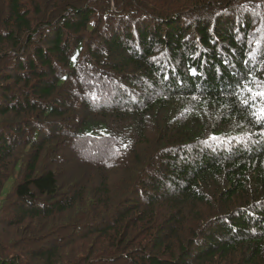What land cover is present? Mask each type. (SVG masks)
I'll list each match as a JSON object with an SVG mask.
<instances>
[{
	"label": "trees",
	"instance_id": "obj_1",
	"mask_svg": "<svg viewBox=\"0 0 264 264\" xmlns=\"http://www.w3.org/2000/svg\"><path fill=\"white\" fill-rule=\"evenodd\" d=\"M24 2L0 35V264H264L261 103H241L264 0H59L47 23ZM102 58L100 98L80 60ZM64 137L93 141L89 183L40 164Z\"/></svg>",
	"mask_w": 264,
	"mask_h": 264
},
{
	"label": "rangeland",
	"instance_id": "obj_2",
	"mask_svg": "<svg viewBox=\"0 0 264 264\" xmlns=\"http://www.w3.org/2000/svg\"><path fill=\"white\" fill-rule=\"evenodd\" d=\"M5 1L6 0H0V35H5L4 32L6 31V27L8 23L7 20L6 21L4 20V18H6V16L8 15V11L5 7ZM58 1L59 0H47V1L46 0H26V3L24 2L23 5L25 6V9L28 10V12L32 11L34 13L36 22L47 23L53 20L55 12H51V10L56 9ZM113 5L114 4H112V6ZM35 7L37 8L35 9ZM27 15L29 16V14ZM24 40L21 39L20 41L23 43L26 41ZM2 47L6 49V43H5V47L3 46V44H2ZM30 47H35V45L29 44V48ZM29 52L34 53L31 50ZM6 57L8 56L6 55L5 58ZM30 58H32V56ZM80 62H81L82 68L85 71L89 70V73L93 75L92 82L89 81V83L91 85H95V86H92V88L96 91L98 95H100V98H101L105 93L108 92V89L106 87L107 78L109 79L112 78V75L108 73L109 62L104 58H102V60H100V62L98 63L97 61H95V64L97 66H95L94 69H90V67L86 65L84 60H80ZM15 63H16L15 59H10L8 61L0 62V72H2L3 68H6V69L9 68L10 65L11 67H13ZM38 63L40 62H37V64ZM5 64H8V65H5ZM120 85L122 84L120 83ZM62 89L65 90L66 88H62ZM131 90L133 89H130L129 91ZM88 114L90 116L93 115L92 112ZM79 124H83V122L80 119H75L74 121L69 123L68 127L73 128L74 126L79 125ZM60 142H62L63 144ZM57 143L58 144H55L53 146V149H52L53 155L47 154L43 163H40L43 165V168L50 169L51 171H56L57 173H59V176H57L59 180V185H61L64 188L69 183H70L69 186L73 187L76 184L82 182L83 180H86L85 182L86 184L89 183L92 180L91 178L92 171L87 170V168L92 167L94 164H96L97 160L90 161L92 159L90 158L91 157L90 155L93 151V148L91 150L89 149L83 150V145H93V141H89V140L81 141V140H78L77 138L72 139L70 137H67V138L64 137L63 139H60L59 141H57ZM112 147L116 148L115 145ZM83 151H91V152L90 153L86 152L84 154ZM97 155L103 158V160L101 161H104V159L107 156L106 153L104 154L100 152H98ZM83 164H86V165H83ZM20 167L21 169H20L18 176L17 174L13 176V179H17V182H20L23 179V176L25 173L23 170V167H24L23 162H21ZM92 241L94 242V240ZM44 245H45L44 242H39L34 248H38ZM24 247L26 246H23V249ZM29 247L30 249H33L31 246Z\"/></svg>",
	"mask_w": 264,
	"mask_h": 264
},
{
	"label": "snow or ice",
	"instance_id": "obj_3",
	"mask_svg": "<svg viewBox=\"0 0 264 264\" xmlns=\"http://www.w3.org/2000/svg\"><path fill=\"white\" fill-rule=\"evenodd\" d=\"M249 85H250V82L245 80L242 91L248 93V98L242 100L241 103L247 105L250 99L252 104L254 105L257 101V98H259L261 106L255 109V111L253 112V115L255 116L257 123L264 125V90H255ZM211 139L215 140L217 138L212 137Z\"/></svg>",
	"mask_w": 264,
	"mask_h": 264
}]
</instances>
